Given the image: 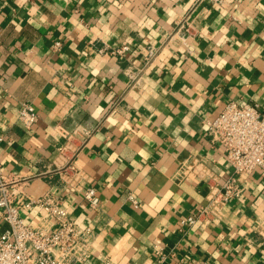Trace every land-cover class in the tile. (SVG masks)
Returning a JSON list of instances; mask_svg holds the SVG:
<instances>
[{
	"label": "crops",
	"instance_id": "1",
	"mask_svg": "<svg viewBox=\"0 0 264 264\" xmlns=\"http://www.w3.org/2000/svg\"><path fill=\"white\" fill-rule=\"evenodd\" d=\"M232 101L264 106V0H0V193L45 229L28 201L61 200L87 264H264V170L180 229L234 175L206 124Z\"/></svg>",
	"mask_w": 264,
	"mask_h": 264
},
{
	"label": "built area",
	"instance_id": "2",
	"mask_svg": "<svg viewBox=\"0 0 264 264\" xmlns=\"http://www.w3.org/2000/svg\"><path fill=\"white\" fill-rule=\"evenodd\" d=\"M127 50L128 47H124L118 53ZM19 118L31 130L39 116L32 104H26ZM206 124L211 142L223 150L234 175L224 184L212 187L208 204L196 214L181 220V231L205 218L209 222H216L222 209L241 193L238 177L264 170V106L254 102L232 101ZM93 132L84 131L87 137H91ZM81 194L91 208L99 207L100 198L94 187L83 189ZM28 206L40 207L54 225L51 229H45L28 223L22 217L19 206L2 190L0 217L9 227L0 233V264H87L91 258V228L80 227L72 220L61 200L50 194L29 200ZM102 264L111 263L104 261Z\"/></svg>",
	"mask_w": 264,
	"mask_h": 264
}]
</instances>
